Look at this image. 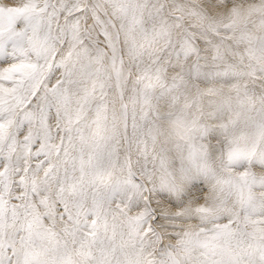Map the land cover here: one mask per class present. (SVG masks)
Segmentation results:
<instances>
[{
    "label": "snow or ice",
    "instance_id": "obj_1",
    "mask_svg": "<svg viewBox=\"0 0 264 264\" xmlns=\"http://www.w3.org/2000/svg\"><path fill=\"white\" fill-rule=\"evenodd\" d=\"M0 264H264V0H0Z\"/></svg>",
    "mask_w": 264,
    "mask_h": 264
}]
</instances>
